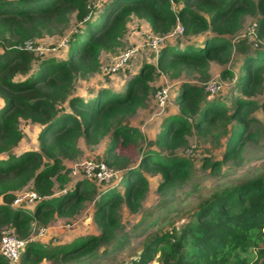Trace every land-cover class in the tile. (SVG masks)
Here are the masks:
<instances>
[{"label": "trees", "instance_id": "16d2710c", "mask_svg": "<svg viewBox=\"0 0 264 264\" xmlns=\"http://www.w3.org/2000/svg\"><path fill=\"white\" fill-rule=\"evenodd\" d=\"M73 16L80 25L69 39L65 59L42 58L28 49L36 39L59 33ZM132 16L147 20L161 35L177 24L186 36L213 34L199 44L161 47L157 62L144 63L123 92L102 87L86 96L77 94L76 77L95 74L103 52L123 45ZM248 16L256 18L254 43L233 40ZM262 41L264 0H108L100 9L90 0H0V239L2 230L11 227L26 240L20 264L45 259L96 264L111 250L123 248L130 233L121 209L125 204L140 212L152 175L162 179L157 189L163 207L193 180V160L177 150L188 146L194 132L217 139L228 136L222 158H207L205 166L221 168L237 157L254 136L252 112L260 109L264 117V101L254 98L264 89ZM236 52L240 66L223 69L221 77L234 79L237 93L209 97L202 86L181 84L174 97L179 112L165 119L156 139L145 147V136L129 117L146 106L156 75L208 76L212 61L227 64ZM22 119L42 125L39 147L16 154L12 151L24 136ZM106 137L105 162L119 172L120 180L111 185L84 178L67 187L72 179L64 160L80 153L81 139L96 145ZM29 184L36 193L32 208L17 202L18 192ZM88 203H93L98 235L50 245L31 237L37 223L73 217ZM177 217L170 228L148 235L128 264H264V168L200 196ZM160 222L151 221L142 232ZM0 264L12 263L0 254Z\"/></svg>", "mask_w": 264, "mask_h": 264}, {"label": "rangeland", "instance_id": "374dc122", "mask_svg": "<svg viewBox=\"0 0 264 264\" xmlns=\"http://www.w3.org/2000/svg\"><path fill=\"white\" fill-rule=\"evenodd\" d=\"M90 1L94 8L100 9L108 0ZM255 23L256 18L248 16L242 29L232 39L237 41L238 39L248 38V42L254 43ZM79 25L73 16L68 26L61 29L59 33L36 39L29 44L28 49L42 58L65 59L68 53L69 39L72 33L76 32ZM209 33L186 36L181 24H177L170 33L161 35L153 31L147 20L132 16L128 21V29L124 35L123 45L115 52H103L100 69L87 78L77 76L74 82V90L77 94L85 96L102 87L113 89L116 92H123L127 87V82L132 76L139 73L144 63L155 64L157 62L161 47H184L187 44H199L203 37L211 34ZM156 36L164 39L158 47H155L153 43ZM259 43L264 44V41ZM127 52H130L131 55L125 60L124 54ZM240 64V54L236 52L233 59L227 64L222 65L212 61L208 76L201 75L198 72L185 73L179 79H171L161 73L156 75L150 83L152 90L148 96L146 106L139 108L133 116L129 117L130 124L137 127L145 136V147H149L152 141L156 139L165 119L170 114L179 112L174 97L179 93L181 84L192 83L202 86L209 92V97H230L237 93L233 88L234 79H224L221 77V71L223 69H234L235 71ZM254 98L258 102L264 101V89L262 93ZM250 118H254L256 121L253 122L252 126V130L255 131L254 136L245 142L241 153L237 157L229 158L221 168L212 169L207 167L204 165V160L207 158L212 161L221 159L225 152L228 136L217 139L216 137L200 136L196 132L190 135L188 146L184 149H178L177 152L193 160L195 165L193 180L177 190L171 203L163 207L161 204L162 197L157 189L162 179L159 174L152 175V184L140 212H131L125 204L121 209L125 230L130 233L129 240L123 248L115 251L111 250L96 264H128L141 250L148 235L153 234L155 231L170 228L175 220L178 221V213H185V211L192 209L197 204L200 196H207L221 186L233 184L260 172L264 168V117L262 111L257 109L252 112ZM21 127L24 136L12 153L20 154L25 151L37 150L39 147L38 134L42 125L22 119ZM109 140L110 137H106L99 144L89 145L81 139L79 143L80 153L74 158L64 160L65 170H68V175L72 179L67 187L73 186L76 181L84 178L91 179L90 181L95 184L103 182L98 179L96 173L98 172L99 163L106 161V149ZM89 162L94 167L91 176L86 173ZM118 180H120V177L117 173L108 183L115 185ZM58 189V185H56L55 190L60 192ZM35 198L36 193L32 184H29L17 194V202L30 208H32L31 204ZM153 220H161V222L149 231L142 232V229L146 228L145 226ZM141 222H143L142 226H140ZM42 229L43 233L40 234ZM99 233L100 229L93 218V203H88L80 213L73 217H57L47 225L37 223L31 237L36 241L50 245L67 243L78 236L87 237ZM16 264H20V262ZM40 264L87 263L81 261L64 263L45 259Z\"/></svg>", "mask_w": 264, "mask_h": 264}, {"label": "built area", "instance_id": "2783aa9c", "mask_svg": "<svg viewBox=\"0 0 264 264\" xmlns=\"http://www.w3.org/2000/svg\"><path fill=\"white\" fill-rule=\"evenodd\" d=\"M164 39L160 36H156L153 40L154 46L158 47V45L163 42ZM131 55L130 52L124 54V59H128ZM98 172L96 176L100 181L108 182L114 175L119 173L118 171L111 168L106 162H101L98 165ZM94 169L91 162L88 163L86 167L87 175L91 176L93 174L92 170ZM43 233V229L40 231V234ZM26 240L19 237L13 228L5 227L1 233L0 239V254L3 256L5 260L12 264H16L20 260L21 253L25 248Z\"/></svg>", "mask_w": 264, "mask_h": 264}]
</instances>
